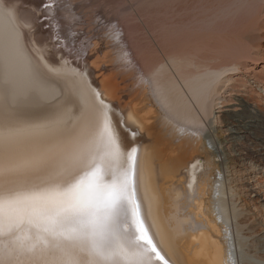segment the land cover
Listing matches in <instances>:
<instances>
[{"label":"bare ground","instance_id":"obj_1","mask_svg":"<svg viewBox=\"0 0 264 264\" xmlns=\"http://www.w3.org/2000/svg\"><path fill=\"white\" fill-rule=\"evenodd\" d=\"M46 1L40 0L39 4L44 5ZM63 1L69 6L74 5V1L71 0H58V3ZM68 11H65V15L71 16ZM16 12L14 8L0 0V60L9 70V80L16 78L28 83L32 82L31 84L37 87L36 90L45 101L53 102L51 107L44 109V113L40 108V112L37 109L33 113L24 112L26 109L22 112L21 109L10 105L9 95L0 84V126L4 125L5 117H10L8 123L13 129L9 134L5 128L0 127V131L4 133L3 143L0 145V163L5 169L3 176L0 177V195L5 200L9 196L25 197L45 189L51 183L62 184L69 165L77 175H84L97 165L105 175H109L111 171L123 166L126 159L124 153L135 146L137 149L134 177L135 200L140 205V216L145 227L148 228L158 249L169 264H233L234 256L227 227L224 223L221 225L217 217L213 215L214 211L211 207L213 202L210 203V200L213 201L214 182L211 177H213L215 155L212 156L206 152L207 148L203 140L197 146L194 145V153L191 156L188 157L182 153L180 146L182 143L175 146V140L179 139L176 134L179 130L174 133L176 136L173 135L171 122L172 124L180 122L189 127L185 129L181 126V129L198 133L199 130L196 129L205 125L204 123L213 124L214 118L226 119L227 130H225L226 134H219L218 152L224 154L225 144L229 141H237L242 137L243 139L253 138L258 149L254 150L250 147V150L255 151L259 162L264 165V114L261 111L249 110L246 100L241 98L239 90L233 89L234 87L226 96L228 101L220 102L218 101L220 99H215V94L219 91L217 85L222 83L221 78L224 75L228 77L232 73H238L243 67L238 61L236 62L237 57L233 58L235 61L230 59L233 63L229 61L231 64L229 63L228 66L225 64L226 66L213 67V54H210L212 57L197 60V62L183 61L184 66L181 64L182 67H180L181 62L177 63L179 61L173 52L175 58L169 59L174 68L176 66L177 78L182 88L172 75L174 73L171 74L172 76H167L166 62H163L166 65L162 62L161 65H154L152 70L149 68L150 74L147 80L152 84L153 96L162 110L161 116L164 118L161 117V119L159 114L150 110V107H140L130 103L132 101L129 102L131 106L125 105V101L121 100V95L127 89L122 87L124 80L121 79L122 82H120L114 75L103 77L100 74L101 78L99 73L97 74L99 71L96 69L99 68L97 60L90 62L91 59H88L97 54L94 53V49V52L92 50L89 52L84 47L85 44L82 46L79 43V31L76 33L74 28L66 30L65 26L58 21L55 31L58 30L60 34H63V41L68 44L65 43V54L55 60L48 55L45 48L37 45L38 42L28 44L31 45V49L28 48L24 34L25 21L21 22ZM191 54L188 55L195 59ZM243 54H241L242 57ZM227 71L233 72L226 74ZM247 72L251 80L257 79V72L250 70ZM28 90L25 87H18L16 92L27 94ZM104 113L107 114L110 130L121 146L119 160L113 158L106 144ZM29 115L33 116L29 117ZM153 117L155 121H152ZM178 126L180 128V125ZM159 127L161 131L157 133ZM218 129L217 131L214 129L215 132L219 133ZM138 132L145 134L144 140L136 138L135 135ZM162 132H165V135ZM234 154L226 155V164L232 166L241 158V154ZM258 174L261 175V173ZM230 180L233 185L235 181ZM242 181L246 186L248 181L245 179ZM234 191L235 185L232 192ZM253 194L252 200L255 203H264L260 200L259 192L253 190ZM40 203L38 200H21L20 204L12 206L5 203L3 211L5 215L10 211L23 214L22 210L25 207H39ZM245 207L248 208L247 205ZM219 233L223 236L224 244L219 241V237V240L216 239ZM20 235L26 243L34 244L38 253L47 246L45 240L37 236L35 229L25 230ZM120 235H124L122 228Z\"/></svg>","mask_w":264,"mask_h":264},{"label":"rangeland","instance_id":"obj_2","mask_svg":"<svg viewBox=\"0 0 264 264\" xmlns=\"http://www.w3.org/2000/svg\"><path fill=\"white\" fill-rule=\"evenodd\" d=\"M1 1L17 11L16 13L21 22L22 20L23 23L25 21L26 44L32 45L38 42L37 45L45 48L52 59L57 60L62 54H65L64 49L68 44L63 41V34H60L58 30L55 31L58 21L65 26L66 30L74 28L76 33L79 31V43L82 46L85 44L84 47L89 52L95 50L94 53L97 54L93 55L92 58H88L91 59L90 62L97 60V66L99 67L96 68L99 70L97 74L99 73L100 77L101 75L103 77L114 75L115 79L120 82L124 80L122 82L124 84L121 86L127 89L121 95V100L125 101V105L131 106L130 103H132L140 107H150V110L159 114L161 118V115H163L162 110L153 96L152 84L147 80L148 74H150L149 71L154 68V65L158 66L161 62L162 64L166 62L168 66L164 65L167 68V76L174 75L182 88V84L177 78L176 66L174 68L170 63L171 58L177 56L179 62H176H181L180 67H182L183 61L197 62V60L213 56V67H222L230 65V62L235 61L233 58L237 57L236 62L238 61L243 67L241 66L242 68L238 73L230 71L231 75H228V77L224 75L221 78L222 83L220 82L221 84L218 83L217 85L219 91L216 93L218 96L215 94V99H220L218 100L220 102L228 101L229 99L226 96L234 87L233 89L239 90L238 93L241 98L246 100L249 110L261 111L264 114V0H71L74 1V5L71 6L67 2L64 3V1L58 3V0H48L49 2L44 0L47 2L44 5L39 4L40 0ZM52 10L53 12L56 10L55 16ZM66 10H69L71 16L65 15ZM32 21L34 22L31 23ZM32 24H35V27ZM36 24L39 25L36 26ZM43 33H46V35H43ZM30 40L34 42L31 43ZM44 43L46 47H44ZM31 45H28V48L31 49ZM58 51L61 52L58 53ZM166 51L167 53H165ZM173 52H175L174 55L176 54L174 57ZM244 52L247 53H245L247 58L243 54ZM188 54H191L196 60ZM241 54H243V57ZM73 60L71 56V61ZM248 70L257 72L256 76L259 79L251 80L248 77ZM227 72L226 74H230L229 71ZM0 78V84L9 95V103L13 108L21 109V111L26 109L23 111H30L31 113L35 112L36 109L40 112V109H42L41 112L44 113V109L51 107L53 101H45L39 91L36 90L37 87L31 84L32 82L28 83L16 78L9 80V70L1 60ZM18 87H25L29 90L27 94H18L16 92ZM130 96L134 98L132 99ZM48 103L50 105H45ZM115 105L117 104L115 103ZM32 116L29 115V117ZM214 119L213 124L204 123L205 125L198 127L196 129L199 130L198 133H193L192 130L186 131L185 129L189 128L187 125L184 126L180 122L171 120L174 122L173 124L171 122V125H173L172 134L175 136L177 134L179 138L175 140V146L182 143L180 145L181 151L189 157L194 153L195 146L203 140L207 148L206 152L212 156L215 155V158H213V177H211L214 182L213 201L210 200L213 205H210L213 207V215L217 217L218 222L221 225L225 224L227 227L228 239L234 256L233 264H264V203H255L252 200L254 199L252 197L254 195L253 190H256L259 192L260 200L264 202V176H262L264 175V165L259 162L255 151L250 150V147L257 150L258 145L255 144L253 138L243 139L242 137L237 141H229L225 144V153L228 155L241 154V158L232 166L226 164L227 154L218 152L220 148L218 137L221 134H226L225 130H227L225 126L226 119L220 118L216 119L217 121ZM152 121H155V117L152 118ZM178 125H180V128ZM181 126L185 129H181ZM160 128L157 133L161 131ZM214 129L216 131L218 129L220 132L217 133ZM164 131H166V128H164ZM125 132L128 133V130L125 129ZM162 133L165 135V132ZM135 136L137 139L141 138V141L145 139L143 132H138ZM165 137L169 139L168 136ZM180 140L181 142H179ZM258 173H261V175ZM251 176L253 177L250 178ZM260 176L262 177L260 178ZM230 179L235 181L233 184L235 185L234 193L232 192L233 185H231ZM244 179L248 181L247 187L243 185L242 180ZM222 238L221 233L216 236V239L224 244Z\"/></svg>","mask_w":264,"mask_h":264},{"label":"snow or ice","instance_id":"obj_3","mask_svg":"<svg viewBox=\"0 0 264 264\" xmlns=\"http://www.w3.org/2000/svg\"><path fill=\"white\" fill-rule=\"evenodd\" d=\"M104 118L108 150L119 160L121 146L109 128L106 113ZM10 119L5 117L0 126L9 134L13 131ZM3 138L0 131V145ZM136 151L135 146L126 150L123 166L109 175L99 165L77 175L69 165L62 184L51 183L25 197L5 200L0 195V264H169L145 227L135 200ZM4 171L0 163V177ZM21 200L41 203L25 207L23 214H4L5 203L18 205ZM32 229L47 245L39 253L20 235Z\"/></svg>","mask_w":264,"mask_h":264}]
</instances>
